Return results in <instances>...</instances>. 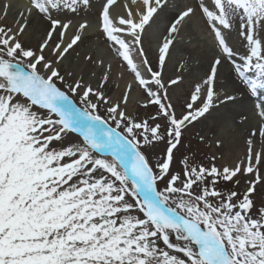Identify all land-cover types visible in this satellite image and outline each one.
Masks as SVG:
<instances>
[{"label":"snow or ice","instance_id":"snow-or-ice-1","mask_svg":"<svg viewBox=\"0 0 264 264\" xmlns=\"http://www.w3.org/2000/svg\"><path fill=\"white\" fill-rule=\"evenodd\" d=\"M115 4L104 0L100 8L102 34L145 89V106L157 107L148 119L138 121L121 107L131 84L120 102H110L105 88L112 65L103 58L86 57L108 69L98 86L67 71L61 74L60 65L84 42L90 27L88 19L73 20L67 13L90 10L93 0H29L30 6L17 13L15 28L0 25V264H264V207L251 214L257 185L264 184V101L256 106L259 124L249 130L243 160L232 167H188L183 178L170 175L165 187L157 188V181L169 175L183 129L217 104L240 103L238 95L219 86L218 69L225 61L252 95L264 86L245 72L255 67L264 73V0H200L195 6L142 0L137 10L125 5L124 14L113 15ZM10 8L3 4L0 19ZM172 8L154 67L143 46L146 28ZM198 14L216 54L205 77L194 84L185 111L177 115L168 85L179 87L184 76L178 71L165 82L163 73L170 50ZM234 17L248 46L242 62L230 46ZM36 18L46 27L34 49L23 36ZM134 48L161 92L152 91L138 69ZM57 81L71 93L79 91L87 108H78ZM99 103L107 105L116 129L123 125L126 134L106 126L96 111ZM69 132L79 133L82 141L51 147ZM165 138L166 155L154 171L141 148ZM238 174L251 177L242 195L229 191L225 196L215 187L219 180L234 178L239 184Z\"/></svg>","mask_w":264,"mask_h":264},{"label":"bare ground","instance_id":"bare-ground-1","mask_svg":"<svg viewBox=\"0 0 264 264\" xmlns=\"http://www.w3.org/2000/svg\"><path fill=\"white\" fill-rule=\"evenodd\" d=\"M17 1L27 2V0ZM119 1L122 2V4L118 2L119 5H117L114 10L111 9L113 15H117L118 13L116 11H118V9H120L121 7H124L126 2H132L131 4L127 5V8H131L133 10H137L139 5L142 3V0H136L135 4L133 3V0ZM199 2L200 0H194L193 6H195ZM207 2L211 4V0H207ZM103 3L104 0H93V7L90 10H83L76 13L75 15L70 12L67 13L68 18L70 19L80 20L83 17L92 22V25L88 28L87 32L83 36L84 42H78L79 46H74V50H70V54L67 57L69 58V60L65 59L60 65L61 71H67L77 79L82 78L95 87L98 86L100 80L102 79L103 72L108 71V69L100 65L99 63H89L86 57L93 56L95 54L97 60L103 58L106 64L110 63L112 65L109 73L110 80L108 81L105 88V92L110 98V102H120L124 96L127 86L131 84L133 90H131V99L126 106V109L134 112L133 108L135 105H137V100L135 98L140 97V92H135L136 87L132 82L134 72L127 65L126 61L116 55L114 49L110 50V46L105 44V41H108L102 34V28L98 29L93 27V23H99V11ZM15 6L16 3H13L6 19H0V25L6 23L15 28L13 19L17 14V9H20L21 7L20 5H18L16 9ZM173 10L174 8L169 9L167 13L157 18L158 21H161L159 23L161 24L163 21H170L172 15L174 14ZM0 15H2V13H0ZM233 25L234 27L231 32L230 46H232L234 51L237 53L236 59L239 62H242L241 57L248 52V46L247 43L236 34V28L239 25V17L233 18ZM45 27L46 26L40 23L39 19L36 18L32 23V27L27 30V34L23 36L24 41L35 49L36 47H38L39 43L42 42ZM165 28V26H160L161 30H165ZM151 31L153 33H157L156 29H151ZM208 33H210V30H208L205 19L202 18L199 14L193 17L192 21L190 22V26L186 27L183 30L180 43L175 45L174 50H170L171 55L176 54L177 50L183 53L180 55H178L177 53L176 57L178 59V63L166 61V67L164 69L165 74L163 75V77L168 75L170 77H174L176 72L178 71L183 73L184 82L180 84L179 87L168 85V88H173L171 92L173 94L172 97L175 99L173 100L174 104L180 105L184 110L186 103L184 102L185 99L183 98L185 96H188V98H190V94L194 90V84L199 82L201 78H203V76L205 77L209 69L210 62L212 61L213 56L216 54L212 35L209 36ZM157 34L160 35V33ZM65 40H67L66 37ZM151 40V37L148 35V28H146V34L143 38V46L145 48V54L147 55L149 60L153 62V66L155 67L157 51L153 50L150 47ZM204 43H208V47L207 45L204 47ZM45 51L47 52V49ZM195 55L196 57L200 55V59H194ZM133 59L138 66V69L141 72L144 71L145 66L142 63V57L135 48L133 49ZM180 65H183V67H179ZM231 68L232 66L227 61H225L222 67L218 69L219 86L223 90L232 92L234 95H238L240 103L230 105L228 107H221L217 104L212 109H210L209 113H206L204 117H200L197 120L199 123H201L209 116L213 119V121L207 126H201V129L205 131L207 130V128H209L211 132H216V141L218 143V147L213 151V154L217 157L219 163L222 166L229 167L234 166L236 163L245 158L247 148L246 139L249 135V130L250 128L258 127L259 124L258 119L251 120V118H249V123L244 122L241 119V116H243L244 114L247 115L248 109L252 107V105L248 104L249 100H256L255 107L259 105L261 101H264V86L259 87L257 94L252 95L246 90L245 85L243 84L241 79H238L236 77L233 69L230 70ZM245 72L247 79L256 81L258 85L264 82V73H261L255 67H252L251 69H245ZM198 73L203 75L200 77L198 76L200 75ZM68 79L69 82H71V78L68 77ZM222 79L223 81H221ZM230 80L233 83V86L229 84ZM153 85L155 86L153 89L155 91L157 85L155 83ZM139 88L143 87L140 86ZM237 89H239L238 92L236 91ZM92 99L96 100L95 97H92ZM189 100L190 99H188V101ZM99 105L106 104L99 103ZM239 118L241 120L238 121ZM228 121H231L233 123L234 128L227 126ZM252 121L256 123L255 126H251ZM80 141L81 139H78V142ZM256 146L259 150V143H257ZM103 155L107 156L108 154L105 153ZM238 178L241 179V186H245L251 177L249 174H245L243 176H240L238 174Z\"/></svg>","mask_w":264,"mask_h":264},{"label":"rangeland","instance_id":"rangeland-1","mask_svg":"<svg viewBox=\"0 0 264 264\" xmlns=\"http://www.w3.org/2000/svg\"><path fill=\"white\" fill-rule=\"evenodd\" d=\"M27 1L29 2V0H27ZM193 1L194 0H180V2L184 3V4L191 3ZM4 3H8L11 6L13 3H16V6H15L16 9H17L18 5H20L21 7H20V9H17V13H18V11H21L23 9L22 6H25L24 5L25 2H20L17 0H1L0 1V10L3 9ZM131 3L132 2H126L125 5H129ZM24 9H26V8H24ZM173 11L175 12V9ZM16 16H17V14L14 17L15 19H16ZM159 22H161V21L156 20V24H154L152 27L148 28V35L152 39L150 47L155 51L158 50V46L161 43L162 34H165V30H161L160 26L166 27L169 23V21H167V22L163 21L161 24ZM97 28H101L100 23L97 24ZM151 29H156L157 33H160V35L157 33H153L151 31ZM208 30H209V28H208ZM236 34L238 35V32H236ZM208 35L210 36L211 32L208 33ZM65 37H66V39L69 38L68 35H65ZM105 44L109 45V42L105 41ZM206 45L208 47V43H204V47ZM177 53H178V55L183 54V53L179 52V50H177L176 54H172L171 55V61L174 63H178V59L176 57ZM196 58L200 59V55H198L197 57L195 55L194 59H196ZM67 59L69 60V58H67ZM25 69L30 70V69H27V67H25ZM230 70H232V68ZM142 73H143L144 77L149 81V85H151L150 88L152 89V91H154L153 89L155 86L153 85L154 84L153 79L145 71H142ZM61 74H65V71H61ZM164 74L165 73H163V75ZM198 74H200V73H198ZM133 75L134 76L132 77V79H133L132 82L135 84V87H136L135 92H140L139 93L140 97L135 98L137 100V105H135L133 108L134 112H131L130 110L126 109V106L129 102V100L131 99V92L132 91H130V93H128L129 99L127 101V104H122L121 107L126 111V113L137 118L138 121L143 120V119H148L152 115H155V113L157 112V107L153 106V105L145 106L149 97L147 96L144 88H139L140 85L136 79L135 73H133ZM202 75L203 74H200L198 76L201 77ZM168 76L163 77L165 82L170 77V76L169 77ZM236 77L239 79V77L237 75H236ZM66 78L68 79L67 76H66ZM221 81H223V79ZM57 83H58V86L61 87V89L63 91H65L66 93L69 94L71 100L73 101V103L78 108H81V109L87 108V104H85L80 99L79 91L77 93H71V92H69L66 85H64L63 83H61L59 81H57ZM229 84L231 86H233V83L231 82V80H230ZM172 90H173V88H168L170 102L173 104L177 115H179L181 112H183L185 110L180 105L174 104L173 100H175V99L172 97L173 96V94L171 92ZM155 91L161 92L162 89H160L159 86H157ZM263 93H264V88H263ZM183 99H185L184 102L186 103V102H188V99H190V98H188V96H185ZM93 102H96V100L93 99ZM255 102H256V100H254V101L249 100L248 104L252 105V107L250 109H248L247 115L244 114L243 116H241V119H242V117H247L246 121L243 119H242V121L249 123V121H250L249 118H251V120L258 119L255 116V114H256ZM106 107H107L106 105H99L98 104V109L96 111L103 118V121H107L106 126H110L113 129H116V124L113 120H111L109 118V114L106 111ZM134 113H135V115H134ZM241 119L239 118L238 121ZM212 121H213V119L209 116L208 118L204 119L201 123H199L198 121H193L190 124H188L187 127H185L183 129V134L181 137V143L177 146L176 149L173 150V159L170 163L169 175L165 176V179L163 181H157L158 190H162L165 187V184L167 183L168 179L170 178V175L179 174L181 176V178H183L185 169L188 167H194L197 165H203L204 167H210L211 164L214 163L218 168H222V165L219 163L217 157L213 154V151L216 150L218 147V143L216 141V137H217L216 132H211L209 128H207V130H205V131L203 129H201V126H203V127L207 126ZM158 122L162 123V125L164 123V121H162V120L158 121ZM252 122H251V126H255L256 123H254V122L252 123ZM149 123H152V121L149 120ZM227 126L234 128L233 123L231 121L227 122ZM116 130L120 131L121 133H124L123 125L121 126L120 129H116ZM163 132H164V127L161 128V133H163ZM124 134H126V133H124ZM201 138H203V139H201ZM78 139H81V141L83 139L79 133L69 132L68 135L65 136L61 142H54L51 145V147L59 149L61 147L67 146L70 143L71 144H78L81 142V141L78 142ZM166 139L167 138H165V140H162V141H153V143L151 145H144L141 148V151H143L145 153V155L147 156L149 163H150V166L153 167L154 171H158V169L156 168V165L158 163H160L165 158L166 148H167ZM213 157L215 159H213ZM235 179H237V178H234V180L232 182H225L223 180H219L217 182V184L215 185V187L217 188V190L221 191L225 196L228 194L229 191H236L242 195L246 185L241 186V179L240 178H238L240 180V183L239 184L235 183ZM208 180H209V186H211V184H210L211 177H209ZM177 183L179 186V182H177ZM194 188H195V186H194ZM196 191L199 192V188H196ZM253 198H254V201L256 204V208H254L252 210L251 214L253 216H255L257 209L264 207V184L257 185V192ZM172 239L174 240V236L172 237Z\"/></svg>","mask_w":264,"mask_h":264}]
</instances>
